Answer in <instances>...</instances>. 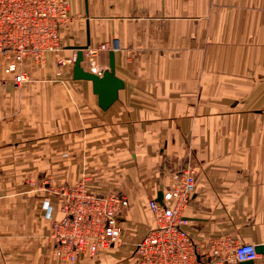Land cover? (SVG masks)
<instances>
[{"label": "crops", "instance_id": "crops-1", "mask_svg": "<svg viewBox=\"0 0 264 264\" xmlns=\"http://www.w3.org/2000/svg\"><path fill=\"white\" fill-rule=\"evenodd\" d=\"M70 12L64 49L27 59L20 87L2 84L12 75L0 60V264H134L149 201L189 164L197 187L183 227L204 245L264 244V0H71ZM114 40L124 87L103 109L92 81L58 60ZM94 61L105 71L109 52ZM82 178L130 207L121 244L69 262L49 238L63 212L47 181Z\"/></svg>", "mask_w": 264, "mask_h": 264}, {"label": "built area", "instance_id": "built-area-1", "mask_svg": "<svg viewBox=\"0 0 264 264\" xmlns=\"http://www.w3.org/2000/svg\"><path fill=\"white\" fill-rule=\"evenodd\" d=\"M71 0H0V60L4 71L20 87L29 80L24 62L31 59L42 65L48 53L64 49V32L72 24ZM117 40L89 45L84 56L92 63L91 71L102 74L94 65L99 52L116 51ZM76 54L60 58L59 65H73ZM172 183L162 191L161 200L153 198L149 208L154 223L135 242L134 264H239L257 260L256 245L233 242L227 235L212 237L207 245L197 241L184 227L183 210L197 187V170L184 165L167 172ZM47 181L48 191L57 196L62 217L54 219L49 233L55 256L69 262L94 257L113 245L121 244L124 232L123 213L129 199L118 193L92 192L86 178L71 185H54ZM48 205V204H47ZM50 212L51 206H47Z\"/></svg>", "mask_w": 264, "mask_h": 264}, {"label": "water", "instance_id": "water-1", "mask_svg": "<svg viewBox=\"0 0 264 264\" xmlns=\"http://www.w3.org/2000/svg\"><path fill=\"white\" fill-rule=\"evenodd\" d=\"M85 46H76L77 53L73 65V77L75 79H87L93 83L94 92L98 95L99 105L103 109H107L112 105L119 96V90L124 87V81L116 75L115 68V51L109 52V68L102 72V74L95 73L86 69L82 62L84 60ZM161 195L158 198L161 200ZM256 251L259 254H264V244L256 245ZM239 264H255V260L241 261Z\"/></svg>", "mask_w": 264, "mask_h": 264}]
</instances>
